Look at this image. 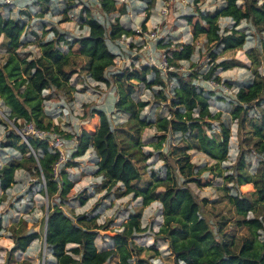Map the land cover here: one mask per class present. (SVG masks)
<instances>
[{"label":"trees","instance_id":"1","mask_svg":"<svg viewBox=\"0 0 264 264\" xmlns=\"http://www.w3.org/2000/svg\"><path fill=\"white\" fill-rule=\"evenodd\" d=\"M63 17L71 11L75 0H64ZM201 0H194L198 4ZM222 5L215 11H201L195 7V14L185 16L187 25L192 29V38L200 36L206 38V43L211 45L209 57V70L203 75L205 80L214 77L216 82L222 79L216 76L218 69L227 71L230 65L227 62L215 63L217 55L214 50L222 52L234 51L242 48L246 35L237 27L241 22H248L260 35V46L253 48L248 53L252 65V78L237 87L236 103L231 104L230 116L237 124L238 151L232 174L226 178L228 183L239 187L252 186L251 194H233L229 201L236 213L244 219L237 222V226L250 229L251 238L244 240L238 252L232 250L233 241L222 233V228H214L212 218L205 212V200H199L189 187L190 183L201 186L199 168L190 162L187 153L197 149L209 159L222 163L228 154L230 138L229 127L221 123L220 140L208 136L207 130L212 128V122L220 119V113L211 114V92L202 93L193 85L196 73L187 76L169 74L166 82H175L171 94L167 93V84L162 81L154 68L140 67L126 68L119 74H114L110 69L114 67L117 42L122 37L135 36V31L120 25L119 19L115 24L108 26V16L120 13L126 14V6L117 8V0H99L98 12L106 19L101 22L91 8H84V15L80 17L82 24L87 28V35L68 40L57 34V40L41 42V55L30 59V54H20L21 38L25 30L24 24L19 19H14L0 12V36L5 39L6 60L0 64V105L2 114L15 127L18 121L33 122L38 128L53 129L60 135L63 133L53 126L47 116L43 103L46 98L43 92L53 89L61 90L77 73V70H66L69 56L60 49V42L69 46H77L78 53L87 59L85 67L87 77L95 83L117 85L118 100L115 108L128 115L124 123L126 131L112 130L106 113L102 110L91 109L92 117L98 120L93 130L81 128L77 137V149L71 159L64 165L55 178L53 166L58 160L57 154L51 152L47 144L37 140H29V146L22 142L17 134L8 135L3 147L14 148L21 154V158L11 157L0 168V191L5 193L14 183L15 172L22 170L33 177L40 188V194L45 195L48 207L46 221L45 248L49 251L52 262L45 264H147L141 258L144 248L134 244L133 239L137 234L147 230L141 226V209L129 214L121 226L120 232L108 235L109 247L98 250L95 239L98 229H90L89 222L84 219L74 222L66 215L63 205L74 189V182L70 179L67 169L75 163V159L85 155L92 148L97 158L95 164L97 175L113 186L120 184L123 187L122 196L132 194L134 199L141 200V208L158 202L161 206L163 225L155 235L167 242L168 252L172 256V264H264V244L257 237L258 232L264 227V0H221ZM52 0H36V3L50 5ZM154 6V0L152 2ZM229 18L234 26L225 34L221 33L219 19ZM68 21L67 18L63 19ZM111 23V21H110ZM146 23V22H145ZM107 24V25H106ZM145 24L142 30H146ZM113 46V47H112ZM160 48L170 46L158 44ZM180 50H175L169 60L171 64L179 61H190L195 51L193 44L177 45ZM130 70V71H129ZM109 72V73H108ZM108 75V76H107ZM132 81L141 82L147 89L158 86L155 96L168 107V116L158 117L153 123L147 118H141V112L148 106L147 102L134 104L130 92L124 87L131 88ZM229 86H233L225 81ZM250 110L258 112V126H251V137L247 138V127L251 123ZM0 123L4 124L3 120ZM154 127L160 138L155 144L160 149L166 141L167 134H181L192 141L195 147L186 146L176 150V158L168 160L164 178L154 175L153 183L145 189H137L133 183L140 179V172L136 161L149 159L147 154L142 159L138 153L141 146V132L144 128ZM62 133V134H61ZM71 139L73 134L62 135ZM13 140L20 142L17 146ZM253 153L260 157L254 175L246 171V157ZM181 179V180H180ZM163 187L162 191H157ZM58 200V202H57ZM86 198L80 200L84 205ZM260 209L256 211L255 206ZM255 213L252 218H247L249 213ZM45 219L42 220L44 225ZM111 222V221H109ZM108 222V223H109ZM41 236L26 229L11 228L12 247L7 253V262L4 264H18L16 253L25 252L29 246ZM43 237V232H42ZM70 247V248H68ZM148 249V250H152ZM19 264H32L24 260Z\"/></svg>","mask_w":264,"mask_h":264},{"label":"rangeland","instance_id":"2","mask_svg":"<svg viewBox=\"0 0 264 264\" xmlns=\"http://www.w3.org/2000/svg\"><path fill=\"white\" fill-rule=\"evenodd\" d=\"M26 1H29L31 5L24 6L22 12L18 11L14 1L13 5H10L12 8L0 6L3 8H0V12L4 10L3 14L6 16H8L7 13L11 12L10 17L19 19L24 24L25 30L18 52L20 54H30V59L41 55V42L57 40L55 32L68 40L86 36L87 28L83 26L80 20V17L84 15V8L88 7L94 10L93 13L97 18L101 16L97 9L99 0H75L72 3L71 11L65 15L66 17L62 15L65 6L64 0H52L48 6L44 3L36 4L34 0ZM117 1V8L126 6V14L115 13L108 16V26L115 24V19L118 18L119 21L122 20V24L126 29L142 31V25L145 24L146 31H148L159 22H162L161 34L166 33L163 37L166 36V42L175 46V49L178 48L177 45L181 44H193L195 47L192 60L182 63L186 72L189 68L193 73L202 74L209 67L210 57L208 55L211 45L206 43L204 36H200L196 40L192 38V29L187 25L185 16L195 14V7L201 11L212 13L220 6L221 0H201L198 4H194V0H154V6H152L153 0ZM163 8L167 15L161 17L160 13ZM64 18H67L68 21L64 22ZM219 26L221 33L225 34L233 28L234 23L222 18L219 20ZM237 29L246 35V41L242 48L225 53L220 49L213 51L217 55L215 63L227 62L231 66L227 71H223L221 68L218 69L215 75L234 87L251 80L252 65L248 53L253 48L260 46V35L248 22H241ZM261 36L264 40V33ZM128 38L132 43L130 46L128 43L127 46H122L124 48L120 51L121 54L115 58V61H119V63H115L117 67L110 69L111 72L115 70L114 74H119L132 66L135 60L132 55H139L141 61L145 58V54L140 52L142 44H144L143 40L137 38L136 35L128 36ZM4 44L5 39L0 36V64H3L7 57ZM158 44L157 48L159 47ZM59 46L62 52L69 56V63L65 69H75L77 73L61 90L54 91L51 89L43 92V96L46 98L43 103L44 110L53 126H56L63 134L69 133L71 135L80 133L81 128L93 130L97 126L98 120L92 117L90 110L95 108L106 113L112 130L127 132L123 125L127 121L128 115L117 111L115 108L118 100L117 85L106 86L90 80L85 70L87 59L78 53L77 46H69L61 42ZM197 60H199L198 63ZM178 64V62L174 63L175 66H178ZM139 66L141 64L135 66V68L138 69ZM131 84L133 87H124V89L126 92H130L132 102L134 104L148 103V106L140 114L142 119L147 118L154 123L158 117L168 116V107L161 98H155L159 90L158 86L147 89L141 82L132 81ZM230 109L231 104L228 101L213 93L210 99V112L211 114L220 113V119L212 122V128L207 130V135L220 140V124L224 123L229 127L230 138L226 160L217 163L198 152L197 149H192L187 153L190 156V162L195 164L201 171L198 176L201 186L190 183L189 187L199 200L207 202L204 210L212 218V225L214 228L221 226L222 233L233 241L232 250L236 253L244 240L250 239L252 235L249 228L236 225L237 222H242L244 218L236 213L229 201V196L248 193L253 196V199L256 197L252 193L251 185L239 187L233 183H228L226 179L233 172L238 151L237 124L236 121L231 119ZM250 114L252 119L247 127L248 134L245 135L247 138L252 135L251 126L259 125L258 118L254 117L255 114L259 117L258 112L250 110ZM0 120L4 122V124L0 123L1 168L11 157L19 159L21 154L14 148L2 146V143L7 140L6 137L16 134V131L13 128L14 125L2 114L1 105ZM23 124L22 120L18 121L19 128ZM159 138L160 133L154 127L144 128L141 132V146L138 153L141 159L147 154H151V157L144 161L135 160L141 175L140 179L133 183V186L137 189L143 190L150 183H153V175L157 178H164L166 168L170 163L167 158L168 160L176 158L174 155L176 150L186 146L195 147L192 141L181 134H167L165 146L163 147L162 144L160 149H156L155 144L158 143ZM13 142L17 146L20 144L15 140ZM259 161L260 157L257 155L253 153L247 155L246 171L248 174L254 175ZM73 162L75 164L67 169V172L75 185L72 194L63 205V210L76 223L82 219L88 221L92 230L107 224L104 229H98L100 231H98L99 233L95 239L98 250L107 249L109 247L108 235L113 232H120L122 230L121 226L128 215L141 209V226L147 231L135 235L133 239L135 245L145 249L141 254V258L147 260L148 264H172V257L166 249V242L155 238L156 233L163 225L160 204L153 202L149 206L141 208L140 199H134L132 194L122 196L123 187L120 184L113 186L106 183L107 181L102 175L95 173L97 158L92 148L88 149L84 156L75 159ZM162 190L163 187L157 189V191ZM84 197L86 198L85 204L81 205L80 200ZM46 204V197L40 194V188L36 185L33 177L25 171H16L14 183L10 189L5 193L0 191V264L7 262V253L12 247L10 238L12 227L26 229L29 233L36 232L41 236L25 252L14 255L18 264L24 260L32 264L52 262L53 259L49 251L43 246L42 237V232L44 233L42 220L45 219ZM255 209L258 211L260 207L256 205ZM255 213H249L247 218H252ZM151 248L153 249L148 250ZM43 257L45 261H43Z\"/></svg>","mask_w":264,"mask_h":264},{"label":"built area","instance_id":"3","mask_svg":"<svg viewBox=\"0 0 264 264\" xmlns=\"http://www.w3.org/2000/svg\"><path fill=\"white\" fill-rule=\"evenodd\" d=\"M11 4H12V0H0V6H9ZM166 15L167 12L163 8L161 10L160 16L164 17ZM98 19L102 23L106 21V19H104V17L102 18L101 16H98ZM161 25L162 22H159L151 30L148 31L142 30L143 32L139 30L135 31L136 37L141 38L144 42V44H142V48L140 52L145 54V58L143 61H141L139 59L140 58L139 55L136 54L132 55V57L135 59L134 60L135 62L133 61L132 65L138 66L139 64H141L139 68L148 67V68L156 69L160 78L164 82H166L169 74H176L183 76L192 74L193 73L192 70H189L188 68V72H186V70L183 69V65H182L183 62L187 63L189 61H179L178 66H175L169 62V60L171 59V53L175 50H180L181 49L180 47L175 49L174 48L175 46L171 44L168 47H163V48L156 47L158 43H161L163 46L169 44L168 42H166V36L163 37V35H166V33H164L163 35L161 34L160 31ZM116 42L118 44L117 50H115L116 57L121 54L120 51L124 48L122 46L125 45L127 46V43L130 46V44L132 43L130 38L125 36ZM198 62L199 60H197V63ZM115 63H119V61L117 62L114 60V67H117ZM209 66H210V62H209ZM128 68H131V66ZM208 70L209 67H207L205 72H203L202 74H197V77L193 80V85L197 88L199 92H202L204 94L207 92H211L212 95L214 93L217 96H220L222 99L228 101L230 104H235L236 94L238 92L237 87L229 86L223 80L221 82H216L214 77L205 80L203 78V75H205V73ZM166 84H167V93L171 94L172 88L176 87L175 82L174 81H171L169 83L166 82ZM249 116L251 117V114H249ZM23 123L24 124L20 128L13 126L14 130L16 131V134L21 138L23 143L29 146V142H28L29 140H37L40 142H44L47 144L48 148L51 150L52 153L57 154L58 160L52 169L53 175L56 178L60 170L71 159L73 153L76 151L77 137L79 133H75L73 134V137L71 139H67L62 135H60L58 132L54 131L52 128L49 130H44L38 128L33 122H23ZM164 143H163V147L165 146ZM257 239L261 244H264V227L258 232Z\"/></svg>","mask_w":264,"mask_h":264},{"label":"crops","instance_id":"4","mask_svg":"<svg viewBox=\"0 0 264 264\" xmlns=\"http://www.w3.org/2000/svg\"><path fill=\"white\" fill-rule=\"evenodd\" d=\"M13 1H14V5L16 6V8L18 9V11H20V12H22L23 11V7L24 6H29V5H31L30 4V2L29 1H26V0H12V3H13ZM34 2L36 3V0H34ZM37 4V3H36ZM11 5H13V4H11ZM222 5V1L220 2V6ZM219 6V7H220ZM9 8H12V6H8ZM219 7H217V8H219ZM1 8V7H0ZM37 8V7H36ZM1 9H3V8H1ZM216 10V9H215ZM215 10H213V11H215ZM4 11V10H3ZM2 11V12H3ZM8 14V16H11V12H9V13H7ZM222 19V18H221ZM223 19H227V20H230L229 18H223ZM220 20V19H219ZM231 21V20H230ZM119 23H120V25L121 26H123V24H122V20H120L119 21ZM218 23H219V21H218ZM124 28H125V26H123ZM106 240H108L107 238H105ZM164 241V240H163ZM164 242H166V241H164ZM166 244H167V242H166ZM167 250H168V247L166 248ZM103 250H105V249H103ZM166 250V251H167ZM172 257V256H171ZM116 262H117V260H114L111 264H116ZM148 264V263H147Z\"/></svg>","mask_w":264,"mask_h":264},{"label":"water","instance_id":"5","mask_svg":"<svg viewBox=\"0 0 264 264\" xmlns=\"http://www.w3.org/2000/svg\"><path fill=\"white\" fill-rule=\"evenodd\" d=\"M47 215H48V207H47V204H46L45 221H44V233H43V246H44V247L46 246L45 234H46V221H47ZM44 257H45V256H44ZM44 257H43V261H45Z\"/></svg>","mask_w":264,"mask_h":264}]
</instances>
